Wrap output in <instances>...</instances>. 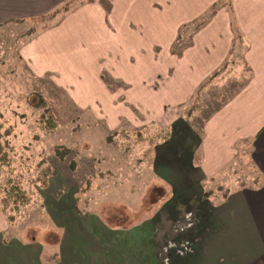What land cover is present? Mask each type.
Instances as JSON below:
<instances>
[{
    "label": "rangeland",
    "instance_id": "1",
    "mask_svg": "<svg viewBox=\"0 0 264 264\" xmlns=\"http://www.w3.org/2000/svg\"><path fill=\"white\" fill-rule=\"evenodd\" d=\"M81 1L86 0L0 25V141L11 157L10 165L0 169L2 226L7 229L0 242L16 243L0 250L10 255L8 260L1 256V264H53L58 248L74 255L73 261L65 255L61 264H153L152 259L162 264L171 256L193 255L195 204H168L175 192L162 171L154 173V160L164 147L174 152L158 161L180 163L179 131L192 129L201 136L207 117L245 84L246 66H237L239 58L232 57L223 77L205 82L181 108L182 118L168 127L165 120L140 124L139 110L120 98L126 86L109 87L114 93L105 98L108 105L83 91L91 101L78 105L68 86H56L49 75L33 74L18 51ZM249 154V145H241L228 167L199 181L204 197L214 204L223 195L255 186L259 174ZM197 156L198 151L195 160ZM8 181L23 189L27 205L16 203L14 208L12 201L4 202ZM72 207L75 218L59 215L60 209ZM98 222L108 231H124L103 234Z\"/></svg>",
    "mask_w": 264,
    "mask_h": 264
},
{
    "label": "crops",
    "instance_id": "2",
    "mask_svg": "<svg viewBox=\"0 0 264 264\" xmlns=\"http://www.w3.org/2000/svg\"><path fill=\"white\" fill-rule=\"evenodd\" d=\"M68 1L77 0H0V25L44 16ZM228 1H81L18 51L33 74L68 86L78 105L98 98L108 105L110 88L126 86L119 87L120 98L139 110L140 124L165 120L167 127L182 118L181 108L205 82L223 77L232 57L246 66L245 84L207 117L201 136L179 131L180 163L161 164L159 159L174 152L164 147L154 160V173L162 171L175 192L168 204L194 203L197 213L195 253L162 264H264V0ZM243 144L249 145L257 183L213 204L198 189L199 181L228 167ZM4 223L0 209V240ZM99 227L107 235L108 227ZM13 242H0V250ZM59 250L53 264L65 260L67 253ZM1 256L10 258L1 252L0 264ZM66 256L73 261L74 255Z\"/></svg>",
    "mask_w": 264,
    "mask_h": 264
},
{
    "label": "trees",
    "instance_id": "3",
    "mask_svg": "<svg viewBox=\"0 0 264 264\" xmlns=\"http://www.w3.org/2000/svg\"><path fill=\"white\" fill-rule=\"evenodd\" d=\"M214 7H215V5H214ZM214 7L205 17L208 18L209 16L212 15V13H213L212 11H213ZM58 9L59 8H56L55 10H53V13L57 12ZM65 11H67L66 8H65ZM205 17H203V18H205ZM111 133L114 134V132H111ZM170 135H171V131H170L169 136ZM10 163H11V157L9 156L8 152L5 150L4 144L0 141V169L3 167H8L10 165ZM7 183L9 184V189L6 191L7 200L4 202L6 204H8L9 201H12L14 203V208H17V205H15L16 203L20 204V206L27 205L29 203V198L26 196L23 189L20 186L11 183L10 181H8ZM62 202L67 203L65 201H62ZM62 202L60 203V205L62 204ZM0 209L2 211L5 210L1 205H0ZM58 213L60 216L68 215V217H70V218H75L74 213H76V212L74 211V209L72 207V210L71 209H67V210L60 209L58 211ZM122 231H124V229L118 230L117 232H111V231H107V232L110 235H114V234L122 232ZM67 237H68V235H67Z\"/></svg>",
    "mask_w": 264,
    "mask_h": 264
}]
</instances>
